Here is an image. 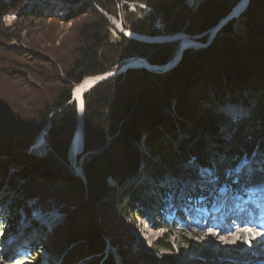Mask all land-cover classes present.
<instances>
[{
	"label": "trees",
	"instance_id": "16d2710c",
	"mask_svg": "<svg viewBox=\"0 0 264 264\" xmlns=\"http://www.w3.org/2000/svg\"><path fill=\"white\" fill-rule=\"evenodd\" d=\"M28 1L0 0V81H16L17 86L7 91L18 94L25 89L24 79L36 83L34 71L38 79H46L45 70H49L54 75L55 90L41 98L36 95L39 105L30 106L31 121L25 120L31 129L22 128L23 133L17 129L19 109L0 100V203L6 200L0 215V235L32 214L57 209L65 220L53 229L47 245L61 258L60 264H116L112 253L106 252L107 241L110 248L116 247L121 264H176L168 236L158 239L157 250L152 253L137 250L126 236L125 219L142 217L137 201L140 196L150 197L146 181L136 187L134 182L142 170L159 178L167 167L187 173L200 168L210 174L216 172L222 176L221 182L237 186L231 175L235 165L252 153L255 144L264 142V0L248 1L246 10L237 17L242 31L236 32V20L230 21L206 48L184 51L169 71L156 74L129 69L83 95V153L88 157L82 166L85 184L65 169L75 124L74 106L69 104L73 87L86 78L115 71L130 58L166 65L176 50V44L150 45L122 35L114 38L109 22L87 1L110 16H115L120 5L127 12L122 2H140L149 12L143 14L139 9V17L129 15L124 25L134 19L132 33L156 37L201 35L214 28L240 0H194L193 6L188 0H65L78 6L66 10L62 19L50 13L22 11ZM76 20L75 45L56 66L34 55L30 62L20 51L15 54L19 63L2 56L10 42L28 43L27 33L20 38L24 30ZM18 78H23L22 82ZM237 101L244 113L230 121L220 105ZM47 121L50 152L44 157L30 155L28 147ZM226 121L235 129L233 138L239 141V148L222 147L224 142H211L202 134H216ZM180 131L193 138L181 137ZM143 137L148 157L137 149ZM221 152L223 157L213 162L211 155ZM108 179L120 185L119 198L108 186ZM208 192L214 196L210 186L204 185L203 190L196 187L189 199L209 204ZM155 210L156 220L162 222L148 223L168 231L165 208L159 204ZM96 211L101 214L99 223L94 217Z\"/></svg>",
	"mask_w": 264,
	"mask_h": 264
},
{
	"label": "rangeland",
	"instance_id": "374dc122",
	"mask_svg": "<svg viewBox=\"0 0 264 264\" xmlns=\"http://www.w3.org/2000/svg\"><path fill=\"white\" fill-rule=\"evenodd\" d=\"M193 1L194 0H188L189 6H193ZM87 4H89V6L95 11L101 13V15L109 22L112 27L111 34L114 38H116L117 35H122L121 32L123 31L132 33L131 28L136 24L134 19L130 23H126V26L124 25L126 18L129 15L131 18H138L140 15L139 9L143 10V14L149 12V8L140 2H122L123 5H126L127 12L125 13L120 5L116 7L115 16H110L98 9V7L91 2L87 1ZM77 6L78 4L70 5L66 3L65 0H29L26 9L22 11H33L34 13H42L44 15L50 13L62 19L64 18L66 10L69 8H76ZM109 18H112V20ZM9 20L11 21L12 18H9ZM235 20V31H242L243 26L241 25V22L239 19ZM78 23V20L69 23H59L54 21L48 22L44 24V26H35L27 31L24 30L22 36L19 37L22 38L24 37V33H27L26 41L28 43L12 41L6 45V50L5 52H2V56L9 58L8 61L11 60V63H19L20 61L17 60L15 54L20 51L25 58L29 59V61L33 60L30 59V57L33 58L32 55H34L36 58H44V60L51 62L56 66L58 65L56 62L59 63L58 60L70 55L71 50L75 45V31ZM155 24H158V21H156ZM119 27L121 30H119ZM134 35H136V33ZM19 66L24 67L22 64H19ZM4 69H6V67ZM29 70H33L32 65H29ZM45 71L47 72L46 79H38V74L34 71V75L37 78L35 84L30 80L25 82V79L18 78V82H22L21 80H23V84H26L25 89L22 88L23 91L18 94L7 91L8 87L12 88L17 86L16 81L8 84L3 83L4 81H0V100H7L13 103L21 113L17 122L20 124L17 126L20 133L31 129V127L25 126V123L26 121L27 123L31 121V117H29L32 111L30 106H32V104L33 106L39 105L36 104L39 100L36 99V95L38 98L39 96L41 98L43 95L47 96L49 92L55 90L53 73L49 70ZM22 93L23 95L21 96ZM28 96L29 98H27ZM220 106L224 116L230 121L240 113L241 115L244 113L242 112L243 110H240L238 101L224 102ZM247 125L249 126L250 122ZM189 126L192 127V125ZM49 127L50 125H48V121L45 122L41 132H44L45 129ZM249 127H252V125ZM234 131L235 129L230 124L228 125L226 121V123H223L218 127L216 134L208 133L207 131L202 134L211 138V142L216 143L214 140L224 142V144H221L222 147L239 148V141L233 138ZM44 133H46V131ZM180 134L181 137L183 136L185 139L193 138L190 137V134L183 133L182 131H180ZM39 135H37L35 139ZM46 137L47 135L44 134V142L41 149L31 151L30 148L35 141L34 139L33 143L28 147L27 153L29 152L30 155L36 157L46 156L50 152ZM137 149L140 155L148 157L149 150L143 141L138 143ZM222 154V152L219 156L217 153L212 154L211 159L214 162L218 157L222 156ZM87 158V154L85 153L79 155L76 161H70L66 156V171L80 178L83 184H85V179L82 166ZM189 166L195 168V165L192 162L189 163ZM11 172L12 171H10V173ZM146 172L147 170H142V175L134 182L135 187L138 184L140 185L143 183V181L147 182L148 196H150L148 197L149 199H147V196H140L139 201H137V207L142 212L143 216L128 217L123 223L124 231L125 229L128 231L126 236L129 239H132V244L137 250L150 251L151 253L156 251L155 243L158 239H162L166 235L169 237L168 242L172 245V258L176 264H215L217 260L220 261V264L225 263V260L229 264H264V241L263 244H259L260 242L258 241H247V239H243L238 233L229 229L228 226L227 230H222L220 233H224L225 236H230L232 239L230 238L227 241L220 238L219 240L212 241L210 233L214 231L211 227L206 225V221L203 218H201V224L197 227L191 226L190 224H184V221L181 223L182 226L176 224L177 227H173L171 224L173 213L184 212L186 209L190 213L195 212L194 206H196L198 202L197 200L195 202H190V207L188 206L187 208H184L182 206V208L177 207L178 209L174 206L175 204L180 201H187V198L194 192L196 187L203 190V186L208 185L210 186V189L213 190L219 183L223 188L227 187V185H224L220 181L222 176L216 172L210 174L208 171L199 168L196 169L195 173H187L186 171H176L167 167V170H164V174L159 177L160 180L157 177L150 176V174L147 175ZM231 175L233 181L240 182L243 188L247 186L249 181L254 180L256 178L255 176L261 175L264 177V142H262L261 146H259L258 143L255 144L254 150L250 156L242 157L235 165ZM166 179L168 182H166ZM107 184L110 188L112 187L111 189L114 190L113 192L117 194L116 196L119 198L120 185L109 179L107 180ZM255 186L250 184L247 189H251ZM163 189L166 190L165 193L162 192ZM217 194L218 191H216V195ZM207 195L209 199L211 192H208ZM227 195H222V198L227 200ZM5 201L6 200H2L0 203V215L3 211ZM159 204L165 208V213H168V215L164 217V221L169 227L168 231H165L164 229L156 230L154 226L147 223L149 220H152L154 224L162 222L159 221V219L156 220L157 213L155 208ZM169 205H171V207ZM100 216L101 214H99L98 211L94 213V217L98 223L100 222ZM64 218L65 216L60 210L54 209L47 213L32 214L26 221H17L10 232L0 235V264H58L61 258L49 250L47 240L49 239L48 236L52 233L50 231L57 226H61L64 223ZM199 238L203 241L199 242ZM106 244V252H111L115 263L121 264V258L118 256L116 247L110 248L108 241ZM247 250H250V252L247 253ZM139 264L144 263L139 262ZM155 264L163 263L156 262Z\"/></svg>",
	"mask_w": 264,
	"mask_h": 264
},
{
	"label": "water",
	"instance_id": "95a60500",
	"mask_svg": "<svg viewBox=\"0 0 264 264\" xmlns=\"http://www.w3.org/2000/svg\"><path fill=\"white\" fill-rule=\"evenodd\" d=\"M241 1L242 0L238 1L237 3H235L234 6L232 7V9L230 10L229 14L224 19L220 20L218 22V24L214 28L206 31L205 33H203L201 35L189 36V35L184 34V33H175V34L166 35V36L149 37V36H144V35H138L137 34V36H139V37L149 39V40H144L143 41V40H139L137 38H128L127 36H125L124 31L121 32L122 36H124V37H126L128 39H132V40L137 41V42L145 43V44H150V45L176 44V50L174 52L173 58L171 59V61L173 60V62L172 63H167L166 65H151L146 59L140 58L141 60H144L153 69H158V70L150 71V70H147L145 68H125V69H122L123 67H121V68L118 67L119 68V69L117 68L118 70H115V71L109 73L111 75L110 77L103 78L102 80L96 82L94 84L93 88L96 87L98 84H100L102 82H105V81L110 80V79H112V78H114V77H116V76H118L120 74H123L126 70H129V69L145 70V71L156 73V74H161V73H165V72L169 71L175 65H177V63L181 60L182 53L184 51H186V50H198V49L206 48L210 44V42L213 40L215 35L222 29L223 26H225L227 23H229L232 20L238 19V18H235V17L236 16H240L246 10V7H247L246 5H248V1L249 0H246L245 6H243V8H241L238 13L234 14V9L239 5V3ZM180 37L187 38L189 41H192L193 43L197 44L199 48L198 49H196V48H182L181 47ZM202 38H206V41L204 43L201 42ZM176 57H178V60L176 59ZM135 58H138V57H135ZM74 88H75V86L73 87V89H72V91L70 93V102H69V104L74 106L75 124H74V130H73V133H72V136H71V140H70V143H69V147H68V150H67V155H68V152H69V149L71 147V144H72L73 140L75 139L77 133L79 132L80 113H81L82 127L84 125V120H83V95L89 91V89H88V90H86V91H84L82 93V95H81V106L79 107V102L74 97V94H73L74 93V91H73ZM140 141L144 142V137ZM140 141H139V143H140ZM219 258H221V257H219ZM215 264H220V261L217 260V262ZM223 264H229V263H227V261L225 260V263H223Z\"/></svg>",
	"mask_w": 264,
	"mask_h": 264
},
{
	"label": "bare ground",
	"instance_id": "6f19581e",
	"mask_svg": "<svg viewBox=\"0 0 264 264\" xmlns=\"http://www.w3.org/2000/svg\"><path fill=\"white\" fill-rule=\"evenodd\" d=\"M245 3H246V0H242L239 5L234 9V14L238 13L239 10L241 8H243V6H245ZM247 6V5H246ZM238 16H236L235 18H237ZM112 20V18H109ZM119 30L120 27H119ZM124 34L126 36H128V38H137L139 40H149V39H146V38H142V37H139L132 33H128V32H124ZM180 40H181V47L182 48H199L197 44L193 43L192 41H189L187 38L185 37H180ZM176 59L178 60V57H176ZM173 60L170 62L172 63ZM123 67L122 69H125V68H145L147 70H150V71H155V70H158V69H153L151 66H149L144 60H141L140 58H130L126 61H124L122 63L121 66H119V68ZM118 68V69H119ZM117 69V70H118ZM111 75L109 73L107 74H104V75H101V76H97V77H90V78H86L84 79L80 84L78 85H75V88H74V97L78 100L79 102V107L81 106V95L84 91L88 90L89 91L93 88L94 84L100 80H102L103 78H108L110 77ZM81 126V127H80ZM82 129V130H81ZM45 132V131H44ZM44 132H41V134L35 139L34 143L32 144L30 150L31 151H36L38 149H41V147L43 146V142H44ZM82 148H83V127H82V120H81V113H80V125H79V132L77 133L75 139L73 140L72 144H71V147L69 149V152H68V155H67V158L70 160V161H76L77 157L79 155L82 154ZM260 178H264L262 176L259 177ZM83 179V178H82ZM257 178H255L254 180L250 181V182H253V181H256V180H259ZM166 182H168V180L166 179ZM255 186V185H254ZM251 187V186H250ZM249 187V188H250ZM257 186L251 188V189H246L245 191L248 192V194H246L245 198H251V197H256L255 196V192L256 191H262V190H257ZM261 188V186H260ZM259 189V188H258ZM251 193H254L251 194ZM230 195V196H229ZM227 199H229L230 201V206H231V209L234 207V203H236V205L238 206L239 205V202H236V198L234 199L233 196L230 194V190L228 191V195L226 196ZM262 198V197H261ZM224 200V198H221L219 200V204H221ZM262 200V199H261ZM241 216H243V218L246 220V221H251V214L247 213L246 210H243L241 213ZM225 231V229H222ZM33 235V234H32ZM210 238L212 241H215V240H219L220 238H223L224 240H229L231 237L230 236H225L224 233H214V232H211L210 233ZM232 239V238H231ZM203 241L202 239L199 238V242ZM260 243L259 244H263V241H259ZM198 245V244H197ZM252 251V250H251ZM250 250H247V253H249Z\"/></svg>",
	"mask_w": 264,
	"mask_h": 264
}]
</instances>
